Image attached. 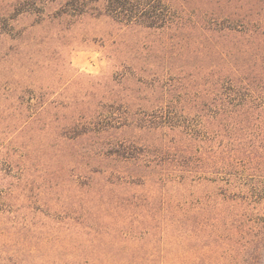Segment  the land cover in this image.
<instances>
[{
    "label": "rangeland",
    "instance_id": "obj_1",
    "mask_svg": "<svg viewBox=\"0 0 264 264\" xmlns=\"http://www.w3.org/2000/svg\"><path fill=\"white\" fill-rule=\"evenodd\" d=\"M86 1L0 0V264L191 262L165 223L216 185L179 178L175 156L145 167L112 149L122 141L154 158L173 145L180 132L148 129L149 111L192 107L185 93L208 73L264 80V0H166L184 17L261 26L221 40L126 25ZM223 181L227 197L241 188ZM227 197L212 216L233 212ZM239 230L211 226L207 264H264V246ZM122 231L124 251L113 239Z\"/></svg>",
    "mask_w": 264,
    "mask_h": 264
},
{
    "label": "trees",
    "instance_id": "obj_2",
    "mask_svg": "<svg viewBox=\"0 0 264 264\" xmlns=\"http://www.w3.org/2000/svg\"><path fill=\"white\" fill-rule=\"evenodd\" d=\"M78 1L80 5L87 3L86 0ZM93 1L97 6L101 5L104 8L105 14L126 25L171 30L178 35V38L191 31H200L204 37L221 40L229 35L245 33L247 30L257 33L261 27L252 25L247 29L248 27L243 24H227L212 16L207 18L206 13L198 17L201 19L194 17L192 12L185 13L186 17H184V11L176 12L166 0ZM61 8L65 13V7L61 5ZM214 53L221 55L223 51L215 49ZM262 77L263 75L253 73L251 76L239 79L219 75L216 77L213 73H208L194 91L190 94L185 93L190 97L192 107L177 110L176 107H171L174 105L165 104L149 111L148 129L160 126L177 129L180 132L179 138L173 141V145L165 144L160 154L154 158L147 154L138 155L133 152L130 145L127 146L122 141L112 149L113 154L123 161L134 160L145 167L153 163L159 165L170 163L171 157L175 156L178 164L176 166L180 172L179 178L197 182L210 181L216 185L213 194L198 195L191 201H182L175 222L170 218L165 223L175 224L178 227L177 241L179 247L183 248L182 256L191 257V262L184 264H199L195 263L196 260L200 261V264H207L206 249L211 226L213 228L215 222L220 227L239 228V231L244 233L247 243L256 242L264 246V188L258 187L260 179L264 178V80ZM138 176L127 178L119 176L118 179L123 180L124 183L129 181L137 183L135 181L141 179ZM167 179L168 177L163 176L159 181L164 184ZM231 180L241 187H238V191H234L233 195L227 197L225 192L216 191L220 182L230 184ZM246 182L250 187H244ZM226 197L235 203L232 205L233 212L230 215L212 216L213 209H218L221 200H225ZM124 214L122 211L117 215L116 224L128 223V218ZM130 237L127 232L122 231L113 236V239L124 251ZM115 254L117 253H113L112 256ZM129 261L121 256L115 260V264H141V262ZM151 264L155 263L151 262Z\"/></svg>",
    "mask_w": 264,
    "mask_h": 264
}]
</instances>
